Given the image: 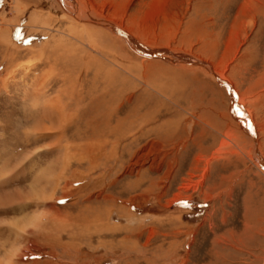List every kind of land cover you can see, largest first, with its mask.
<instances>
[{
	"label": "rangeland",
	"instance_id": "1",
	"mask_svg": "<svg viewBox=\"0 0 264 264\" xmlns=\"http://www.w3.org/2000/svg\"><path fill=\"white\" fill-rule=\"evenodd\" d=\"M152 1L0 0V264H264V0Z\"/></svg>",
	"mask_w": 264,
	"mask_h": 264
},
{
	"label": "crops",
	"instance_id": "2",
	"mask_svg": "<svg viewBox=\"0 0 264 264\" xmlns=\"http://www.w3.org/2000/svg\"><path fill=\"white\" fill-rule=\"evenodd\" d=\"M152 2H153L152 8L145 9L143 13V17L141 18V20L144 21L143 23L144 27L149 26L150 23L153 22L155 23L156 26L159 23L162 31L161 35L162 36L164 35L165 37H170L173 33H175L174 31L177 29V20H176L177 15L174 14L176 10L178 11L177 6H175L174 8H168L167 7L168 0H160L159 6L156 3L158 2L157 0ZM187 23L189 24V22ZM191 27L192 24H189L186 28L188 30L186 32V35L189 36V38L192 37L193 34L192 30L189 31ZM187 36L186 39L188 38ZM171 39L172 38L166 39V42H168Z\"/></svg>",
	"mask_w": 264,
	"mask_h": 264
},
{
	"label": "bare ground",
	"instance_id": "3",
	"mask_svg": "<svg viewBox=\"0 0 264 264\" xmlns=\"http://www.w3.org/2000/svg\"><path fill=\"white\" fill-rule=\"evenodd\" d=\"M57 2H58V1H57ZM68 2H69V1H68ZM74 2H75V1H74ZM82 4H83V3H82ZM82 4H81V5H82ZM85 4H86V3H85ZM70 5H71V4H70ZM62 6H63V4H62ZM77 6H78V5H77ZM77 6H76V7H77ZM82 6H83V5H82ZM82 6H81V7H82ZM63 7H64V6H63ZM78 7H79V6H78ZM75 10H76V9H75ZM82 11H83V10H82ZM86 11H87V10H86ZM93 11H94V10H93ZM79 13H80V12H79ZM95 14H96V13H95ZM73 15H74V14H73ZM76 15H77V14H76ZM121 15H122V14H121ZM83 16H84V14H83ZM96 16H97V15H96ZM74 17H75V16H74ZM74 17H73V18H74ZM97 17H98V16H97ZM122 17H124V16H122ZM82 18H83V17H82ZM87 19H88V18H87ZM102 19H104V17H103ZM102 19H101V20H102ZM105 19H106V18H105ZM73 20H74V19H73ZM107 20H108V18H107ZM107 20H106V21H107ZM121 20H122V22H123V19H121ZM74 22H75V21H74ZM74 22H73V23H74ZM107 22H108V21H107ZM119 22H120V21H119ZM71 23H72V22H71ZM92 23H93V22H92ZM96 23H97V22H95V24H96ZM115 24L118 25V24H120V23H118V24L115 23ZM120 25H121V24H120ZM112 26H113V25H112ZM121 26H122V25H121ZM113 27H114V26H113ZM117 27H118V26H117ZM89 28H91V27H89ZM103 28H104V27H103ZM119 28H120V27H119ZM113 29H115V27H114ZM87 30H89V29H87ZM108 30H110L111 32H114V31L111 30V29H108ZM116 30H117V29H116ZM89 31H90V30H89ZM99 31H100V30H99ZM68 32H70V31H68ZM101 32H102V30H101ZM119 33H120V32H119ZM89 34H90V33H89ZM124 34H125V33H124ZM70 35H71V34H70ZM89 36H91V35H89ZM95 37H96V36H95ZM124 37L129 38V35L127 36V35L125 34ZM89 38H90V37H89ZM93 38H94V37H93ZM95 40H96V39H95ZM82 41H83V40H82ZM83 43H84V42H83ZM89 43H91V42H89ZM84 45H85V44H84ZM90 45H91V44H90ZM95 45H96V44H95ZM93 46H94V45H93ZM91 47H92V46H91ZM91 47H90V48H91ZM96 47H97V46H96ZM91 49H92V48H91ZM92 50H93V49H92ZM93 51H94V50H93ZM103 52H104V51H103ZM55 99H56V98H55ZM46 105H47V106H52V107H54L55 110L58 111V112H59V111H60L61 113L63 112L62 109L59 108L60 106H59V104H58L57 101H56V102H53V101L47 102ZM62 108H63V107H62ZM53 110H54V109H53ZM104 123H105V122H104ZM60 125H61V124H60ZM61 131H62V130H61ZM84 144H85V143H84ZM86 145H87V144H86ZM84 146H85V145H84ZM87 147H88V146H87ZM91 150H92V149H91ZM69 155H70V154L68 153V154H67V157H68ZM259 155H260V154H259ZM259 164H260L261 166L264 167V160H263V158H259ZM88 174H89V173H88ZM87 176H89V175H87ZM12 256H13V255H12ZM11 261H12V260L9 259V261H6V264H7V263L10 264Z\"/></svg>",
	"mask_w": 264,
	"mask_h": 264
},
{
	"label": "snow or ice",
	"instance_id": "4",
	"mask_svg": "<svg viewBox=\"0 0 264 264\" xmlns=\"http://www.w3.org/2000/svg\"><path fill=\"white\" fill-rule=\"evenodd\" d=\"M182 203H187V202H182Z\"/></svg>",
	"mask_w": 264,
	"mask_h": 264
}]
</instances>
